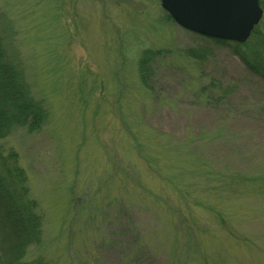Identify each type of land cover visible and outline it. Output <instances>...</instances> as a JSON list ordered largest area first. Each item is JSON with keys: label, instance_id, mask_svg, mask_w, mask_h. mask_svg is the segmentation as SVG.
<instances>
[{"label": "rangeland", "instance_id": "374dc122", "mask_svg": "<svg viewBox=\"0 0 264 264\" xmlns=\"http://www.w3.org/2000/svg\"><path fill=\"white\" fill-rule=\"evenodd\" d=\"M36 1L0 0L13 17L12 40L29 60L24 72L31 93L48 109L41 132L16 131L0 143L6 150L17 145L30 194L45 216L42 245L31 248L29 258L44 252L57 264H169L171 245L182 262L184 242L198 236L204 249L224 253L229 264H264V196L215 199L212 191L194 192L185 207L173 187L188 183L193 167L170 151L187 136L186 126L197 134L217 118H235L253 134L255 154L230 165L264 170V81L230 48L177 26L160 0H59L60 7L57 0ZM146 48L168 50L150 90L136 64ZM188 48H204L207 56L190 59ZM212 80L234 86L219 111L198 97L203 86L214 94ZM144 155L156 159L160 174ZM163 203L181 208L185 223L170 217ZM209 204L232 215L229 229L256 248L229 238ZM191 251L189 264H199Z\"/></svg>", "mask_w": 264, "mask_h": 264}, {"label": "trees", "instance_id": "16d2710c", "mask_svg": "<svg viewBox=\"0 0 264 264\" xmlns=\"http://www.w3.org/2000/svg\"><path fill=\"white\" fill-rule=\"evenodd\" d=\"M58 2L59 0H57V5L62 6ZM259 5L263 10L262 19L244 43L216 39H210V41L215 46L230 48L239 57L247 70L264 81V0H259ZM167 17L171 20L168 15ZM14 28L12 15L5 7L1 6L0 143L20 130L24 132V135L38 134L48 123V109L44 106V101L34 98L30 85L26 80L24 72L27 64L25 62L26 57L18 48V42L15 43L12 40L13 36L11 35H14L12 33ZM167 52L168 50L164 49L153 50L149 48L141 51L136 64L138 79L145 89H152L156 64ZM207 52L208 50L204 48H188L184 51L186 57L196 61H200L205 55L207 56ZM60 59V55L56 57L57 62H60ZM208 86L213 91L211 93L214 94H209L203 86L198 96L206 97L205 102L209 105L205 106H213L219 111L220 105L228 104L232 100L233 85L222 87L219 82L212 80L208 83ZM222 112L225 114L230 113L228 109H223ZM217 119L215 125L205 126L197 134L189 132L188 126H186L187 136L175 145L171 144L170 146L172 153H175L178 158L189 161L191 167H193L190 172L192 181L190 180L183 186H180L182 184L179 182L173 187V190L178 192L181 199H183L185 207L190 206L186 198H191L190 196L194 192L202 195L212 191L215 199H221L223 196L235 197L239 194L243 196L245 193L252 194L254 197L264 196V170L262 167L254 170L253 167H249V170H247L230 165L236 161L254 160V148L248 139L253 134L249 133L250 130L245 127L246 125L237 122L235 118ZM248 123H250L249 120ZM132 139L136 144V138L132 137ZM15 147L17 148V145H11L10 149L6 150L0 144V264H57L44 252H38L29 258V250L33 247L40 248L42 245L45 216L36 199L30 194L28 169L22 165L21 153ZM142 148L140 144L139 153H144ZM143 159L148 162L152 161L150 157L146 159L145 155ZM151 163L153 165L149 167L150 170L160 174L158 168H155L157 166L156 159ZM256 167L260 166L257 165ZM183 169L182 167L179 168V170ZM173 178L174 176H170L169 181L174 180ZM176 180L180 181L182 178ZM123 185L125 188L129 186V184ZM75 194L74 189L72 193L74 202L77 199ZM77 202H80V200ZM198 202L195 201L192 205L199 206ZM163 204L170 217L177 216L180 224L185 223L183 215L186 213L181 208H171L166 203ZM207 209L213 210L212 204H209ZM213 211L218 218L217 224L221 226V229H229L228 222L232 219V215L216 210L215 206ZM187 228L183 229L186 230ZM180 232L179 227L178 229L176 227L173 235L177 237ZM207 232L211 235L214 233L210 230H207ZM201 233V229H198L197 234ZM226 235L239 245L256 248L254 240L246 235L238 236L233 233L232 229H229ZM173 240L176 241L177 238ZM201 244L202 240H199L198 236L197 241H185L184 245L185 249L188 250V254L184 252L185 259L182 262H176L175 248L171 245L172 250L168 251V256L172 262L169 264H189V250H192L190 253L192 261L199 264H229L223 257L224 253L220 254L213 250L207 251ZM187 259L189 260L186 261Z\"/></svg>", "mask_w": 264, "mask_h": 264}, {"label": "water", "instance_id": "95a60500", "mask_svg": "<svg viewBox=\"0 0 264 264\" xmlns=\"http://www.w3.org/2000/svg\"><path fill=\"white\" fill-rule=\"evenodd\" d=\"M173 22L209 39L244 43L260 22L259 0H160Z\"/></svg>", "mask_w": 264, "mask_h": 264}]
</instances>
